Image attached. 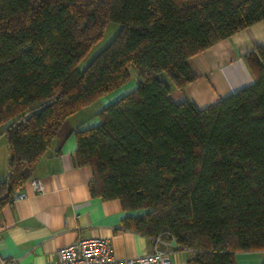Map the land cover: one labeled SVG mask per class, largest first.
<instances>
[{
  "label": "trees",
  "instance_id": "16d2710c",
  "mask_svg": "<svg viewBox=\"0 0 264 264\" xmlns=\"http://www.w3.org/2000/svg\"><path fill=\"white\" fill-rule=\"evenodd\" d=\"M257 22L264 0H0V211L62 123L133 67L135 88L75 131L90 194L120 202L123 230L190 250L187 264L263 251L264 45L245 55L254 82L206 108L174 103L169 87L196 79L189 58ZM109 24L117 32L80 71Z\"/></svg>",
  "mask_w": 264,
  "mask_h": 264
},
{
  "label": "crops",
  "instance_id": "0c3cea01",
  "mask_svg": "<svg viewBox=\"0 0 264 264\" xmlns=\"http://www.w3.org/2000/svg\"><path fill=\"white\" fill-rule=\"evenodd\" d=\"M262 45L264 23L257 22L189 58L187 64L196 79L181 90L170 85L172 101H190L203 109L251 85L254 76L245 55ZM122 88L102 97L104 101L85 121L77 117L78 112L68 117L31 178L40 180L44 191H34L31 180L27 181L21 189L22 198L2 208L0 264H45L58 248L92 237L106 238L118 259L158 250L169 255L170 264H187L191 251L178 247L172 239L156 242L123 230L121 221L130 213L122 209L118 200L93 197L89 191L90 167L78 166L74 160L75 131L97 126L99 119L95 115L135 86ZM90 117L93 119L88 120ZM5 152L4 159H0V180L7 169ZM235 264H264V250L236 253Z\"/></svg>",
  "mask_w": 264,
  "mask_h": 264
},
{
  "label": "built area",
  "instance_id": "2783aa9c",
  "mask_svg": "<svg viewBox=\"0 0 264 264\" xmlns=\"http://www.w3.org/2000/svg\"><path fill=\"white\" fill-rule=\"evenodd\" d=\"M30 185L36 192L44 191L40 180L33 179ZM21 198V191L16 190L9 204ZM154 240L157 242L159 238ZM170 261L168 254L158 250L131 259H118L114 256L110 242L106 238L92 237L79 239L58 248L45 264H170Z\"/></svg>",
  "mask_w": 264,
  "mask_h": 264
},
{
  "label": "rangeland",
  "instance_id": "374dc122",
  "mask_svg": "<svg viewBox=\"0 0 264 264\" xmlns=\"http://www.w3.org/2000/svg\"><path fill=\"white\" fill-rule=\"evenodd\" d=\"M117 30H118V25H115V24H109L106 27L102 39L90 49V51L87 53L85 58L79 63L78 69L80 71L83 70L85 68V66L91 61V59L110 42V40L113 38V36L117 32ZM129 71H130V75H131V80L123 88H125L127 86H128V88H130L132 85L135 86L136 71L133 67H130ZM101 101H104V100H98V101L94 102L90 107H88L86 109L84 108L85 110H81L82 112H78L77 117H80V119L82 121H85L86 117L89 116L96 109V107H98L97 105H98V103H101ZM92 119H93V117H90L88 120H92ZM3 128H4V126H3ZM1 131H2V126L0 127V133H1ZM0 138H2L1 139L2 144H0V159L2 157L4 159V157L6 156L5 151H7V149H5L6 148L5 138L1 134H0ZM2 146L4 147L5 150H2Z\"/></svg>",
  "mask_w": 264,
  "mask_h": 264
}]
</instances>
